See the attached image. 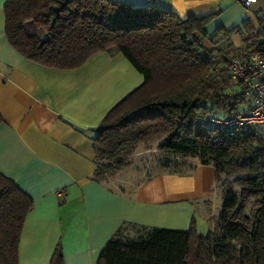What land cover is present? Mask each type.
<instances>
[{
    "label": "trees",
    "instance_id": "obj_1",
    "mask_svg": "<svg viewBox=\"0 0 264 264\" xmlns=\"http://www.w3.org/2000/svg\"><path fill=\"white\" fill-rule=\"evenodd\" d=\"M3 10L7 40L27 59L68 70L115 48L142 74L92 130L96 180L113 175L140 144L155 140L167 158L198 156L213 167L222 202L212 229L200 234L192 221L186 230L152 227L124 239L119 228L94 264H264V135L253 128L199 126L209 111L231 116L247 103L229 73V55L239 49L228 40L239 26L209 32L206 25L221 10L180 19L154 3L124 0H4ZM258 24L242 42L245 50L264 55V18ZM242 26L251 30L249 21ZM203 39L214 47L205 48ZM32 204L0 173V264H19ZM50 264H64L60 244Z\"/></svg>",
    "mask_w": 264,
    "mask_h": 264
},
{
    "label": "crops",
    "instance_id": "obj_2",
    "mask_svg": "<svg viewBox=\"0 0 264 264\" xmlns=\"http://www.w3.org/2000/svg\"><path fill=\"white\" fill-rule=\"evenodd\" d=\"M124 1L154 3L180 19L221 10L206 27L212 32L239 26L240 33L228 40L239 49L236 54L245 50L242 39L259 28L257 14H264V0L249 8L237 0ZM3 4L0 0V173L33 202L20 235L19 264H50L57 244L64 264H94L119 228L130 239L152 227L186 230L192 221L200 234L212 229L221 190L212 165L198 156L170 157V166L180 162L182 169L163 168L135 185L117 175L94 178L92 130L142 82V74L115 48L68 70L25 58L7 40ZM202 43L214 47L206 39Z\"/></svg>",
    "mask_w": 264,
    "mask_h": 264
},
{
    "label": "built area",
    "instance_id": "obj_3",
    "mask_svg": "<svg viewBox=\"0 0 264 264\" xmlns=\"http://www.w3.org/2000/svg\"><path fill=\"white\" fill-rule=\"evenodd\" d=\"M237 1L249 8L256 0ZM257 17L264 18V14L258 13ZM228 63L230 76L239 85L247 103L231 116L209 111L200 118L199 126L225 132H243L246 128L264 131V55L243 50L239 54L231 53ZM59 196L63 198V192Z\"/></svg>",
    "mask_w": 264,
    "mask_h": 264
},
{
    "label": "rangeland",
    "instance_id": "obj_4",
    "mask_svg": "<svg viewBox=\"0 0 264 264\" xmlns=\"http://www.w3.org/2000/svg\"><path fill=\"white\" fill-rule=\"evenodd\" d=\"M222 27V26H219ZM224 28V27H223ZM37 32L41 33V37H44L45 34L43 31L38 30ZM231 54V53H230ZM264 135V131H260ZM158 140L149 142L148 144H140L139 148L129 157V163L124 167L117 170L113 175H117L118 180L130 179L131 185L139 182L143 179H148L154 173L160 171L164 167H161L162 164L168 161V158L157 150ZM171 168L182 169L180 162H172ZM108 176L106 179H108ZM204 228H200L199 231L205 232ZM134 231H132L133 233ZM135 236V235H134ZM124 239H130L125 237Z\"/></svg>",
    "mask_w": 264,
    "mask_h": 264
}]
</instances>
